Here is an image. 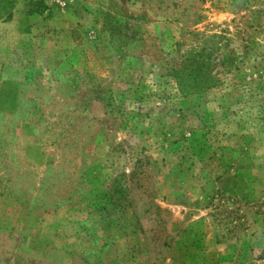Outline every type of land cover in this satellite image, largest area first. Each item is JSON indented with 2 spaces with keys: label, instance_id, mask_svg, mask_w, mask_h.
<instances>
[{
  "label": "rangeland",
  "instance_id": "374dc122",
  "mask_svg": "<svg viewBox=\"0 0 264 264\" xmlns=\"http://www.w3.org/2000/svg\"><path fill=\"white\" fill-rule=\"evenodd\" d=\"M0 264H264V0H0Z\"/></svg>",
  "mask_w": 264,
  "mask_h": 264
},
{
  "label": "trees",
  "instance_id": "16d2710c",
  "mask_svg": "<svg viewBox=\"0 0 264 264\" xmlns=\"http://www.w3.org/2000/svg\"><path fill=\"white\" fill-rule=\"evenodd\" d=\"M204 62L203 61H198L196 59L189 61L188 63H185L183 66V69L181 72H185L189 69V66L194 67L191 68V73H194V75L198 76L200 75V72L202 70Z\"/></svg>",
  "mask_w": 264,
  "mask_h": 264
}]
</instances>
